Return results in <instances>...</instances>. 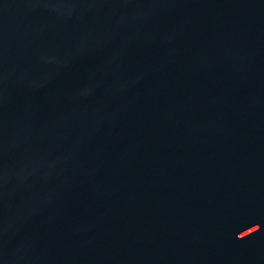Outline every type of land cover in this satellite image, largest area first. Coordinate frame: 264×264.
<instances>
[{
	"label": "water",
	"instance_id": "water-1",
	"mask_svg": "<svg viewBox=\"0 0 264 264\" xmlns=\"http://www.w3.org/2000/svg\"><path fill=\"white\" fill-rule=\"evenodd\" d=\"M0 264H264V0H0Z\"/></svg>",
	"mask_w": 264,
	"mask_h": 264
}]
</instances>
